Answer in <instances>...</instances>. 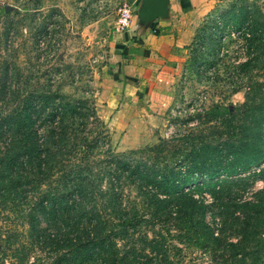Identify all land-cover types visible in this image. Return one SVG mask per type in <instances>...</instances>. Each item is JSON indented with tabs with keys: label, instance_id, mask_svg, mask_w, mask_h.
I'll return each instance as SVG.
<instances>
[{
	"label": "trees",
	"instance_id": "16d2710c",
	"mask_svg": "<svg viewBox=\"0 0 264 264\" xmlns=\"http://www.w3.org/2000/svg\"><path fill=\"white\" fill-rule=\"evenodd\" d=\"M261 16L245 8L232 20L249 21L246 45L264 54ZM20 76L0 64V216L10 227L0 264L7 255L15 264H180L184 247L213 264H264V187L240 198L249 182H264L262 84L249 85L240 104L198 114L210 130L188 150L152 149L160 159L171 152L170 162L122 153L106 174L87 161L97 144L79 137L90 116L102 126L94 108L84 113L85 101L46 85L27 89L29 79L10 90ZM125 185L138 204L124 199Z\"/></svg>",
	"mask_w": 264,
	"mask_h": 264
},
{
	"label": "rangeland",
	"instance_id": "374dc122",
	"mask_svg": "<svg viewBox=\"0 0 264 264\" xmlns=\"http://www.w3.org/2000/svg\"><path fill=\"white\" fill-rule=\"evenodd\" d=\"M134 1L0 0V7H4L0 13V64L16 65L21 75L10 84V90H24L29 79L27 89L35 84L49 86L62 92L69 102L85 101L82 112L91 114L94 108L96 114L97 81L102 68L109 63V36L122 5L134 8ZM245 8L258 10L264 20V0H216L213 3L196 28L184 71L176 84L175 103L168 114L152 118L150 114H141L131 130L112 128L97 114L102 126L92 116L84 126L80 125L79 137L86 136L92 145L97 144L87 160L94 171L105 170L107 174L111 170L112 156L122 153L149 164L156 160L170 162L171 152L165 151L166 157L160 159L152 149L188 150L195 141L193 137L210 130V124L203 123L198 114H204L215 104L242 103L249 85L254 82L262 84L260 95L264 94V54L246 45L244 37L249 21L238 27L232 20L233 15ZM109 177L105 175L100 181L103 190L109 185ZM123 187L124 199L138 204L136 190ZM262 187L261 180L249 182L240 198H249ZM3 225L0 216V238L5 236L3 231L10 228L8 224ZM3 260L5 264L16 263L8 255ZM180 260V264H213L208 254L186 247Z\"/></svg>",
	"mask_w": 264,
	"mask_h": 264
},
{
	"label": "crops",
	"instance_id": "0c3cea01",
	"mask_svg": "<svg viewBox=\"0 0 264 264\" xmlns=\"http://www.w3.org/2000/svg\"><path fill=\"white\" fill-rule=\"evenodd\" d=\"M216 0H135L130 26L109 36V63L98 76L96 114L112 128L141 114H168L196 28Z\"/></svg>",
	"mask_w": 264,
	"mask_h": 264
},
{
	"label": "built area",
	"instance_id": "2783aa9c",
	"mask_svg": "<svg viewBox=\"0 0 264 264\" xmlns=\"http://www.w3.org/2000/svg\"><path fill=\"white\" fill-rule=\"evenodd\" d=\"M131 16H132L131 6L128 4H123L119 10V15L117 17L114 30L116 32H121L123 30L128 29L130 26Z\"/></svg>",
	"mask_w": 264,
	"mask_h": 264
},
{
	"label": "water",
	"instance_id": "95a60500",
	"mask_svg": "<svg viewBox=\"0 0 264 264\" xmlns=\"http://www.w3.org/2000/svg\"><path fill=\"white\" fill-rule=\"evenodd\" d=\"M159 3L163 6V5H165V0H159ZM164 7V6H163ZM8 9V8H7ZM6 9V10H7Z\"/></svg>",
	"mask_w": 264,
	"mask_h": 264
}]
</instances>
